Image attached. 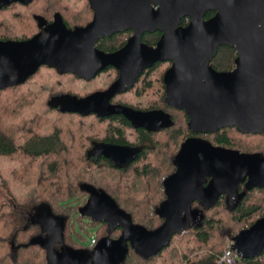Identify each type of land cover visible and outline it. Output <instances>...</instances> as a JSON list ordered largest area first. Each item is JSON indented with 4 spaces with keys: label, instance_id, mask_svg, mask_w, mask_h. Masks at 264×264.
<instances>
[{
    "label": "water",
    "instance_id": "1",
    "mask_svg": "<svg viewBox=\"0 0 264 264\" xmlns=\"http://www.w3.org/2000/svg\"><path fill=\"white\" fill-rule=\"evenodd\" d=\"M0 0V9L16 2ZM94 19L84 28L70 30L60 15L48 27L25 41H0V92L24 84L42 66L59 74L93 80L109 67L119 73L110 88L79 103L87 113L100 104L123 115L135 129L158 132L172 126L162 110L137 111L112 107L110 101L134 88L141 75L157 63L171 61L165 73L166 105L185 111L192 134H214L237 128L244 134H264V0H89ZM215 15L206 20L207 13ZM189 19L183 27L181 22ZM133 31L127 44L114 53L98 49L99 41ZM161 32L156 46L143 42L145 34ZM233 47L236 69L218 72L212 65L218 50ZM78 107V106H77ZM101 115V113H98ZM101 155L119 167H128L137 152L126 146L105 144ZM175 173L164 181L167 199L156 210L164 222L155 229L134 223L106 192L83 187L90 197L79 210L92 222L106 223L118 239L102 238L94 250L63 246L54 250V240H44L47 264H123L130 249L149 260L168 248L174 236L191 226L201 228L205 215L191 213L199 201L205 210L217 206L223 195L230 212L236 211L248 192L264 189V157L215 146L202 138H189L174 159ZM207 184V186H205ZM241 185L245 191H238ZM192 223V224H191ZM234 249L244 260L264 252V217L234 237Z\"/></svg>",
    "mask_w": 264,
    "mask_h": 264
},
{
    "label": "trees",
    "instance_id": "2",
    "mask_svg": "<svg viewBox=\"0 0 264 264\" xmlns=\"http://www.w3.org/2000/svg\"><path fill=\"white\" fill-rule=\"evenodd\" d=\"M214 14L215 12L207 13L205 19H210ZM187 23L188 20L184 19L181 25L185 26ZM72 28H75V26ZM120 35L123 34H118L116 37ZM127 35H132V31ZM160 36L161 33L158 32L147 34L143 42L149 46H156L160 40ZM30 37L31 36H23L11 40L24 41ZM3 40H10V38L0 37V41ZM110 40H113V38L107 37L101 40L98 47L105 51H113L122 46L121 44L120 46H116V48H109L108 43ZM236 56L237 54L233 48L223 47L219 50L212 65L220 71H230L235 66ZM160 65L165 64L158 63L155 67L145 71L139 78L137 84L149 72H152ZM109 71L103 72L98 75L97 78H100ZM114 71L116 72V70ZM116 78L117 72L111 83L102 87H95L92 86V83L95 81L88 82L78 77L76 78L72 74L62 75L59 74L56 69L42 66L37 73L24 84L7 88L0 92V173L3 171V164L32 166L42 161V159L50 161V163H46L45 168H41L40 173L31 172L27 176H22L23 172L18 174L16 176V186L19 190H13L11 192L12 204H3L0 207V264H47V250L44 245V240L49 239L54 240V250L57 252L60 251L63 246L74 249H86L74 243L75 233L70 230V223L73 224L74 222L73 209L76 208V206H73V203L75 201V196L78 195V193L86 194L83 190V187L86 185L93 186L95 189L109 194L121 209L132 216L134 223L142 225L149 230H155L162 225L160 221L163 222V220L159 217L157 226L150 224L151 222L143 221L139 217V206H128L129 204L127 203L129 202L126 203V199L121 196L119 197L115 191H110L105 185H97L99 180L95 176L93 170L95 169L97 172H99L98 170L100 169L105 172L110 170V174H113V178H117L118 181H121L122 177L128 174L134 166L144 160L149 152L153 151L154 146L150 145L154 142L153 137L156 134L170 131L176 126V119L170 112L174 110L182 112L188 125V117L185 111L168 108L166 105V93L163 80H161V101L164 104L163 107L154 106L142 108L127 104L124 101H117L118 97L133 91L137 84L129 92L118 95L113 100V103L117 104L113 107L117 108L128 106L142 112L154 110L167 112L171 116L172 126L158 132L149 133L142 129H135L123 115L118 113L107 115L103 113L100 115L96 112L87 113V110L84 111L79 107L80 105L72 110H63L60 107L61 100L73 102L75 105H77V103L82 104L83 101L89 100L91 97L106 91ZM70 81H74L77 84L76 89L72 88ZM93 85H96V83ZM37 103H40L38 106L39 109H36ZM38 110L41 111L42 114L45 112L48 113L49 116L55 114L60 120L65 121L64 124L66 125L63 127L65 132L53 126V121L47 118L44 119L43 116H40ZM49 122L53 126L50 129H48ZM78 127H85L87 129L84 131L85 135L89 134V137L85 140H76L77 142L70 143L68 140V133H77L79 131ZM103 127H105V131ZM90 130L94 136L90 135ZM100 130L105 132V134L102 133L103 136L101 137L95 134L99 133ZM228 130L232 129H223L215 134H209L208 136L214 137L213 144L217 146L233 148L235 143L228 136ZM183 133L184 140L191 136L189 130L188 133L186 131ZM245 135L253 136L254 134ZM257 135L264 136V134H256L255 136ZM129 137L131 139L133 137V139L131 140ZM101 144L137 148L139 154L135 162L130 166L119 167L112 161L97 156L96 147ZM177 144L178 143H176V145ZM36 146H39L41 149L37 150ZM79 150H83L84 152L78 153ZM64 156L66 159L62 158ZM174 158L175 156L173 159ZM80 160H82L85 165L88 164L92 167L90 173L82 172L83 168L80 167L82 163ZM80 173L84 176L86 175L85 178L82 177ZM4 174V178L9 180L8 174H6V172ZM149 174L150 172H147V175ZM123 181L124 180H122V182ZM262 192H264V189L248 192L242 204L233 212L228 210L225 202L222 200L213 210L205 214L203 227L197 229L191 226L188 232H193V243L196 245L193 250H204V252H196L194 254L197 256H204V258L199 257V259L188 261L191 264H218V259L223 251L215 247L221 245V238L235 231L240 225H243L242 229L245 230L251 227L257 220L264 217V213H261L258 205L252 204L250 206L249 203L252 197ZM47 193L50 194L49 196L51 199L46 196ZM27 194L30 197V201H26V199H28ZM63 196L66 197V201L64 202L60 201ZM130 197L132 196L130 195ZM122 200L125 202L124 204H122ZM163 202L164 200L160 201V204L155 207L156 210ZM30 206H34L36 209L46 207L47 214L42 216L41 221L37 219L38 217L36 215L33 216L32 219L27 220L26 212L29 210ZM220 207H222V211L219 210ZM156 216L158 215L156 214ZM90 222L92 225L100 224L92 221ZM182 235L183 234L174 236L168 248L149 260L140 257L134 250L130 249V253L123 264H150L173 245L174 238ZM216 235H218V239L213 242ZM108 236H110L109 228ZM100 237L101 236L98 235L99 240L103 238ZM240 263L264 264V252L257 259H241Z\"/></svg>",
    "mask_w": 264,
    "mask_h": 264
},
{
    "label": "rangeland",
    "instance_id": "3",
    "mask_svg": "<svg viewBox=\"0 0 264 264\" xmlns=\"http://www.w3.org/2000/svg\"><path fill=\"white\" fill-rule=\"evenodd\" d=\"M49 7L53 12L56 10L61 11L72 27L84 26L92 19V13L90 12L87 0H37V2L28 9L20 6H14L6 11L0 12V37L13 39L23 36H32L36 31L33 21V14L41 13ZM127 39V34L120 35L117 38L110 40L108 46L109 48H116V46H120L121 44L125 43ZM168 67L169 65L165 64L155 68L152 72H149L140 80L133 91L128 94H126L127 92L123 93L126 95L118 97L117 101H124L127 104L142 108L154 106L163 107L164 104L161 101V80H163ZM97 76L91 80L92 82L95 81L94 83H96V85H93L94 83H92V86L102 87L114 80L116 72L111 70L103 74L100 78H97ZM70 85H72V88L76 89L77 84L74 81H70ZM39 105L40 103L36 104V109H39ZM60 107L63 110H72L75 109V103L67 100H61ZM38 112H40V116H43L44 119L47 118L48 120L53 121V126H56L65 132V129L63 128L66 125L64 124L65 121L60 120V118L55 114H51L49 116L46 112L44 113L45 115L39 110ZM170 113L176 119V126L170 131L156 134L153 137L154 142L150 144L151 146H154L153 151L149 152L144 160L134 166L128 172V174L122 177V180L125 182H122V180L118 181L117 178H113V174H110V170L107 172L103 171L102 169L98 170L99 172H97L95 169L93 170L95 176L99 180L97 185H105L110 191H115L119 197L121 196L126 199V203L129 202L127 203L129 204L128 206H139L140 219L151 222L150 224H153L154 226H157V223L159 222L158 216L155 214V207L160 204V201L165 199L163 186L164 181L167 176L171 175L175 171L172 159L178 153L180 145L184 142V135H182L184 134L183 132L186 131L188 133V125L184 114L175 110ZM53 126L49 122L48 129ZM103 128L105 131V127ZM78 130L79 131L77 133H68V140L70 143L77 142L76 140H85L89 137V134L85 135L84 131L87 130L85 127H78ZM103 130H100L99 133L95 134L101 137L103 136L102 133L105 134ZM227 134L235 143V146H238V148L242 149V151L246 150L245 152H251L250 154L261 153L264 156L263 135L255 136L256 134H254L253 136H247L237 132L236 130H228ZM90 135H93L91 130ZM204 138L211 141L212 143L214 142L213 136H207ZM176 143L178 144L176 145ZM36 149L39 150L41 148L36 146ZM81 152L84 151L79 150L78 153ZM62 158L66 159L65 156ZM80 161L82 162V160ZM47 162L50 163L49 160L45 161L42 159V161L35 163L32 166L3 164V171L0 173V207L3 204H12L11 192L13 190H19L16 186V176L18 174L23 172L22 176H27L31 172L40 173L41 168H45ZM80 167L83 168L82 172L90 173L92 171V167L88 164L85 165L84 162L81 163ZM5 172L8 174L7 176L9 180L4 178ZM147 172H150V174L147 175ZM80 174L85 178L86 175L84 176L82 173ZM49 195V193L46 194V196L51 199ZM130 195L132 197H130ZM87 200V194L78 193V195L75 196V201L73 203V206H76V208L73 209L74 222L73 224L70 223V230L75 233L74 243L83 248H87L90 241V235H99L103 238L109 237L108 226L102 224L92 225L89 218H81L79 210L88 202ZM26 201H30L29 195ZM60 201H66V197L63 196ZM249 201L250 206L252 204L258 205L260 207L261 213H264V192L258 193ZM124 203L125 202L122 200V204ZM219 210L222 211V207H220ZM26 213L27 220L32 219L33 216L36 215L38 217L37 219L41 221L42 216L47 214V208L42 207L40 209H36V207L30 206ZM160 222L162 223V221ZM242 226L243 225H240L235 231L223 236L221 238V245H215V248L224 252L229 244H231L233 238L243 231ZM120 234V232L115 233L113 237H119ZM192 234L193 232L190 231L184 233L182 236H177L174 238L173 245L150 264H191L188 260L193 261L194 259H199V257L204 258V256H197L194 254L196 252H204V250H193L196 245L193 243ZM217 239L218 235L215 236L213 242H215Z\"/></svg>",
    "mask_w": 264,
    "mask_h": 264
},
{
    "label": "flooded vegetation",
    "instance_id": "4",
    "mask_svg": "<svg viewBox=\"0 0 264 264\" xmlns=\"http://www.w3.org/2000/svg\"><path fill=\"white\" fill-rule=\"evenodd\" d=\"M35 2H36V0H33L32 2H30V3H28V4H23V3H20V2H16V3H13V4H11V5H8V6H5V7H3L2 9H0V12H2V11H6V10H8V9H10V8H12V7H14V6H20V7H23V8H26V9H28V8H30V7H32L34 4H35ZM87 2H88V4H89V8H90V12L92 13V19H91V21L90 22H88V24H90L92 21H93V19H94V11L92 10V8H91V5H90V2H89V0H87ZM53 7V6H52ZM57 15H60L61 16V18H62V20H63V22H64V24L67 26V28L68 29H70V30H74V29H76V28H84V27H86L88 24H86V25H84V26H77V27H75V28H72L71 27V25H70V23L66 20V18L64 17V14L61 12V11H59V10H56V11H52L51 9H50V7L49 8H47L45 11H43V12H41V13H34L33 14V21H34V24H35V33L29 38V39H31L32 37H34L35 35H37L39 32H41V27H40V23H41V20L44 22V27L46 28V27H48L49 25H51L54 21H55V18H56V16ZM215 15V14H214ZM212 18V17H211ZM210 18V19H211ZM188 20V23H187V25L190 23V20L189 19H187ZM207 20V19H206ZM209 20V19H208ZM187 25H185V26H183V25H181V26H183V27H186ZM129 32H131V31H128V32H126V33H119V34H129ZM158 33H161V32H158ZM116 35H118V34H115L114 36H112V38H115L116 37ZM133 35H134V33H133V31H132V35H129L128 36V39L126 40V42L125 43H123L122 44V46L121 47H119L118 49H115V50H113V51H105V50H103V49H100L99 47H98V45H99V43H100V41L101 40H104L105 38H107V37H105V38H103V39H101L100 41H99V43H98V45H97V47H98V49H100L101 51H104V52H106V53H114V52H116V51H118V50H120V49H122L126 44H127V42H128V40L131 38V37H133ZM147 34H145L144 35V37L146 36ZM161 36H162V33H161ZM161 36H160V38H161ZM144 37H143V39H144ZM117 38V37H116ZM11 40V39H10ZM28 40V39H27ZM3 41H8V40H3ZM13 41H15V40H13ZM25 41V40H24ZM146 44V43H145ZM157 45V44H156ZM154 47V46H153ZM223 47H229V46H223ZM223 47H221V48H223ZM220 48V49H221ZM231 48H233V47H231ZM219 49V50H220ZM234 49V48H233ZM219 50H218V52H219ZM235 50V49H234ZM235 52H236V50H235ZM236 54H237V52H236ZM217 55H218V53H217ZM216 55V56H217ZM237 57H238V54H237V56H236V59H237ZM216 58V57H215ZM214 58V59H215ZM213 59V60H214ZM236 59H235V66H234V68L232 69V70H230V71H220V70H218V69H216V68H214L213 67V65H212V62H213V60H212V62H211V65H212V67L216 70V71H218V72H223V73H225V72H231V71H233V70H235L236 69ZM158 64V63H157ZM156 64V65H157ZM164 64H168L169 65V67H168V69H167V71L172 67V62L171 61H169V62H165ZM155 65V66H156ZM154 66V67H155ZM116 70V72H117V78L115 79V81L118 79V77H119V73H118V71H117V69L116 68H114V67H109L108 69H106L104 72H106V71H109V70ZM147 71V70H146ZM103 73V72H102ZM102 73H100V74H102ZM99 74V75H100ZM165 76V75H164ZM114 81V82H115ZM113 82V83H114ZM163 82H164V78H163ZM112 83V84H113ZM111 84V85H112ZM110 85V86H111ZM109 86V87H110ZM105 92V91H104ZM103 93V92H102ZM115 98V97H114ZM114 98L110 101V104H111V106L113 107V106H115V105H117V104H114L113 103V100H114ZM76 107L75 108H77V106H79V103H77V105H75ZM80 107V106H79ZM128 107V106H127ZM82 110H88V105H83L82 107H80ZM130 108V107H129ZM168 108H172V107H168ZM134 109V108H133ZM136 110V109H135ZM95 111H98V113H106V112H109L108 110H106V109H104V107L103 106H100V104H95ZM137 111H139V110H137ZM145 112H148V111H145ZM167 113V112H166ZM187 116V115H186ZM188 117V116H187ZM188 124H189V118H188ZM230 129H232V130H236L237 132H239V133H241V134H244V133H242V132H240L237 128H230ZM142 130H145V129H142ZM188 130H189V128H188ZM145 131H147V130H145ZM147 132H149V131H147ZM189 132H190V134H191V136H189V137H187L185 140H184V142L187 140V139H189V138H193V137H196V138H202V139H205L204 138V136H208L209 134H192L191 133V131L189 130ZM149 133H152V132H149ZM202 136V137H201ZM205 140H207V139H205ZM207 141H209V140H207ZM183 142V143H184ZM211 142V141H210ZM182 143V144H183ZM212 143V142H211ZM182 144L180 145V148H179V150H178V153L180 152V150H181V146H182ZM102 145H105V144H101V145H98L97 147H96V152H97V156L98 157H103L102 155H101V151H100V149H101V146ZM215 146H217L216 144H214ZM224 147V146H223ZM226 148V147H225ZM132 149H134V148H132ZM228 149H233V150H238V151H240V152H242V153H251V152H244V151H242V150H240L238 147H236V146H234L233 148H228ZM136 152H137V155L139 154V150L137 149V148H135L134 149ZM178 153L175 155V157L178 155ZM264 157V156H263ZM105 158V157H104ZM175 159V158H174ZM174 159H173V165H174ZM175 167V166H174ZM177 170V168L175 167V171ZM175 171L173 172V173H175ZM172 175V174H171ZM164 185V184H163ZM205 186H207V184H205ZM245 190V186L244 185H241L240 187H239V189H238V191L240 192V193H242L243 191ZM164 193H165V188H164ZM87 194V193H86ZM88 195V199H89V197H90V195L89 194H87ZM166 199H167V196H166V194H165V199H164V202L166 201ZM224 201L225 202V204H226V201H227V196L226 195H223L221 198H220V200H219V202H218V204L221 202V201ZM88 201V200H87ZM217 204V205H218ZM227 206V205H226ZM215 208V207H214ZM213 208V209H214ZM213 209H210V210H205L203 207H202V205H201V203L199 202V201H196V202H194V203H192L191 204V207H190V212L191 213H196V212H200V211H202L203 213H204V215L205 214H207L208 212H210L211 210H213ZM164 222V221H163ZM163 222H162V224H163ZM106 225V226H108L106 223H100V225ZM192 224V223H191ZM192 227H194L193 225H192ZM109 228V227H108ZM109 232H110V229H109ZM118 232H120L121 234H122V231L121 230H116L113 234H110V236L108 237V238H112V239H118L120 236H121V234H120V236L119 237H113L114 235H115V233H118Z\"/></svg>",
    "mask_w": 264,
    "mask_h": 264
},
{
    "label": "built area",
    "instance_id": "5",
    "mask_svg": "<svg viewBox=\"0 0 264 264\" xmlns=\"http://www.w3.org/2000/svg\"><path fill=\"white\" fill-rule=\"evenodd\" d=\"M99 238L97 235H90V241L86 249L92 251L97 246ZM234 238L229 246L224 250L223 254L218 259V264H241V256L233 247Z\"/></svg>",
    "mask_w": 264,
    "mask_h": 264
}]
</instances>
